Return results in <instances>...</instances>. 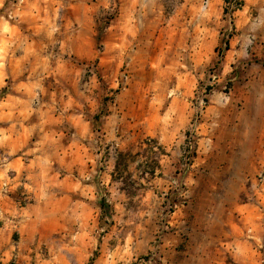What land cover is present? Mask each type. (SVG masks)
<instances>
[{
    "label": "clouds",
    "instance_id": "obj_1",
    "mask_svg": "<svg viewBox=\"0 0 264 264\" xmlns=\"http://www.w3.org/2000/svg\"><path fill=\"white\" fill-rule=\"evenodd\" d=\"M0 264H264V0H0Z\"/></svg>",
    "mask_w": 264,
    "mask_h": 264
}]
</instances>
